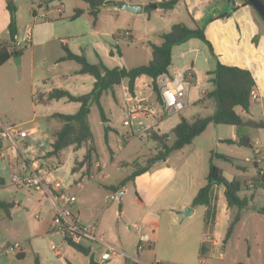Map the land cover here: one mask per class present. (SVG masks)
I'll return each instance as SVG.
<instances>
[{"label": "rangeland", "instance_id": "obj_1", "mask_svg": "<svg viewBox=\"0 0 264 264\" xmlns=\"http://www.w3.org/2000/svg\"><path fill=\"white\" fill-rule=\"evenodd\" d=\"M11 1L16 8V45L21 53L18 55L20 62L12 57L0 64V131L3 124L26 128L38 125V132L27 139L33 150L26 148L29 157L36 158L51 149L54 126L60 125L57 119L44 122V117L54 113H76L80 106L65 99L44 104L39 102V96L52 88H65L75 95H82L89 93L94 85L92 75L75 73L80 67L75 60H61L66 54L63 43L71 51L84 54L90 62L102 61L111 68L147 64L152 59V52L143 48V42L125 39L123 34L117 42L114 40V36L124 33L127 26L120 18L117 21L119 29H114L116 14L110 16L115 13L113 11H103L98 26V30L111 31L109 35L91 32L95 22L89 14L71 20L69 16L76 8L87 6L85 0H45L42 6V0ZM62 4L63 13L59 15L54 9L62 7ZM182 13V16L171 14V24L182 20L191 24L189 15L185 11ZM136 15L147 17L145 12ZM143 21L138 22L137 31L143 28ZM27 27L32 29V36L30 40H23ZM191 43L195 50L187 56L196 58L203 89L205 68L210 66L208 61H204L205 56H209V48L200 38H192ZM109 49L114 53L110 54ZM179 62L176 56L172 71ZM123 85L106 91L101 99L109 119L108 131L98 106L93 104L91 107L89 117L99 162L92 168L91 175L84 174L83 169L73 172L76 161L83 158L85 148L75 150L68 147L59 157L44 158L43 166L63 182L68 194L77 197L76 204L70 208L80 214L81 220L94 225L98 237L102 236L105 242L124 251L127 256L120 261L116 258L104 261L101 256L104 246L97 241L83 242L90 247L89 253L78 251L51 226L55 212L50 199L8 182L6 186H0V199L12 201L14 205L10 216L0 209V245L4 242L19 243L24 257L18 258L16 252L3 251L0 252V264H132L138 256L151 264L156 260L160 264H264V212L258 210L264 206V189L253 180L258 177L259 168L264 171V129L251 128V146H243L228 141L236 137V126L210 123L191 143L171 152L165 160L156 159L154 168L144 179L129 180L114 193L107 186L118 185L140 166L146 165L151 157L158 155V143L149 132L172 134L182 118L194 120L214 111L211 105L191 101L197 95L196 88H193L185 109L166 114L159 108L154 88L145 87L144 91L138 90L142 92L140 96L147 98L142 101L143 105L147 104V110L143 107L133 110L146 114L131 116L135 101H125ZM150 110L156 113H150ZM238 112L246 117L264 118V100L254 102L249 113L241 108ZM257 150H262L263 154H257ZM33 152L40 155L31 156ZM217 154L227 155L232 160ZM256 158L260 160L258 165ZM211 161L223 170L228 179L246 180L242 196L254 194L253 201L242 208L241 220L228 239V226L239 208H228L222 191L217 232L213 235L206 236L204 232V206H193L194 197L207 182ZM120 191L123 193L118 197ZM253 205L257 209H253ZM187 208L193 209L189 215H186ZM148 209L152 210L151 216ZM145 233H149L152 239L139 251L141 234ZM53 244L64 250L61 257L51 248Z\"/></svg>", "mask_w": 264, "mask_h": 264}, {"label": "trees", "instance_id": "obj_2", "mask_svg": "<svg viewBox=\"0 0 264 264\" xmlns=\"http://www.w3.org/2000/svg\"><path fill=\"white\" fill-rule=\"evenodd\" d=\"M88 9L76 8L70 19H76L86 11L94 18L98 19L103 6H112L114 1L110 0H86ZM180 0H162L157 3L159 8L164 11H169L175 8ZM235 1V0H232ZM245 5H250L253 9L256 19L259 23L264 25V19L257 9L248 1L241 0ZM264 1V0H263ZM45 2L42 0L40 6ZM7 8L10 11L9 23V39L2 41L0 44V64L10 60L12 57H18L21 51L17 49V40L15 36L18 34L16 21V8L11 0H7ZM35 15V12L33 11ZM62 18V16H60ZM163 42L161 44L151 43L152 59L147 64H142L132 68L124 66L108 67L102 61L98 63L90 62L84 54H78L70 50V48L63 43L66 54L61 57V60H75L79 65V69L75 71L77 74H89L95 78L92 90L89 93L82 95H75L65 88H52L47 93L39 96V102L49 104L54 100L65 99L67 101L77 102L80 104L76 113H54L48 117H44V122L50 123L54 119L60 122V125L54 126L53 136L54 141L51 146L52 149L47 151L41 159L47 157H59L63 150L68 147H73L75 150L85 148V154L82 159L77 160L73 167V172L84 169V174L90 175L92 168L97 161V151L93 142V132L89 120L91 107L93 104L98 106L102 121L106 122V131L110 129L109 119L106 115L105 109L102 105V96L106 91L113 90L116 85L122 84L124 80L128 81V88L130 92H134L138 79L148 77L151 79V86L158 93V100L161 102L159 88L156 83V78L161 73H168L169 67L172 64V48L188 41L191 38H200L204 41L214 57V47L212 42L207 38L202 27L191 28L185 23L179 22L172 25V27L161 34ZM114 53V50H111ZM120 54V50L118 52ZM216 67L209 71L211 75L210 82L212 88L208 90L201 99L198 100L200 104L205 106H213V113L207 116H199L194 120L182 118L181 121L173 128L172 134L151 132V137L158 143L159 153L156 157H151L147 164L140 166L131 175L122 179L118 185L107 186L108 189L114 193L122 189L125 183L135 178L153 166L156 159L168 157L171 152L183 148L189 144L193 139L200 135L210 123L227 124L236 126L238 138L229 139L230 143H238L243 146H251L250 138L246 133L249 128H264V118L255 119L252 117L243 116L238 112V108L249 112L252 105L251 91L256 88L257 83L252 72L237 65H229L221 62L216 57ZM227 160H232L227 155H220ZM256 165L258 162L255 161ZM258 177H254L256 185L264 189V173L261 169ZM246 180L228 179L223 170L210 162V170L207 177L206 184L201 187L193 199V206H204V232L206 236H211L215 233L218 222L219 213V198L220 192L225 195L228 208L238 207L239 211L233 222L230 223L226 232V239L233 233L236 224L241 220L242 208L249 205L254 199V194L250 197L242 196L241 193L246 189ZM248 188V187H247ZM254 189V187H251ZM14 202L0 199V209L4 210L8 216ZM257 209L256 206H252ZM260 212H264V206L258 208ZM74 215V213H73ZM76 218V216L74 215ZM68 243L76 248L78 251L89 253L90 247H86L82 243H76L68 240ZM18 258L24 257V252L19 251ZM38 263V259H36ZM132 264H145L136 260Z\"/></svg>", "mask_w": 264, "mask_h": 264}, {"label": "crops", "instance_id": "obj_3", "mask_svg": "<svg viewBox=\"0 0 264 264\" xmlns=\"http://www.w3.org/2000/svg\"><path fill=\"white\" fill-rule=\"evenodd\" d=\"M110 1H114V3L115 2H125V3H131V4H142L144 6L142 12H145V14H147V17H141L144 15H136L137 13H132L128 10L117 9L113 7V5L103 6L98 16V19L94 21L95 22L93 24L94 30H92L91 32H95L101 35L102 34L109 35L111 31L98 30L99 29L98 26H99L100 18L103 14V11L105 10L108 12L113 11L115 13H111L110 16L113 17V14H116L115 15L116 18L114 19V22H113L114 29H119L120 25L117 24V21L120 18L124 19L125 21L124 26H127V28L124 30V33L120 32L119 34H116L115 36L113 35L114 40L117 42L118 38L121 37L123 34L125 39L143 42L144 44L143 48L147 52H152L151 43L161 44L163 42L161 34L168 31L172 27V25L175 24V22L171 24V22L169 21V18H170L169 16H171V14H179V16H182L183 14L182 12L185 11L189 15L191 24H188V22H185L184 20L180 22L185 23L191 28L202 27L204 29V32L207 38L213 44L214 53L216 57L221 62L225 64H229V65H237L243 68H247L252 72L256 80V83H257L256 90H257L258 98L252 99V105L250 109L253 107L254 102H260L264 100V25L257 21L256 15L250 5H245L241 0H235V1L231 0L230 2L228 0H180L174 9L169 10V11H164L162 8H159V7L148 8L150 5L157 4L158 2L162 0H110ZM88 6L89 5L87 3V6L83 7V9L87 10ZM120 10H124V11H120ZM34 12L36 15V11ZM84 14H89V13L86 11ZM140 20H144L143 28H141L140 31H137L136 27ZM9 23H10V11L7 8V0H0V44L2 41L9 39L8 38ZM176 23H179V22H176ZM191 40L192 38L184 43L173 46L172 64L169 67L168 73L173 75L177 72H181V71L188 69L189 72L192 74L191 79H189V84H190L189 102L191 100L193 88H196L197 95L193 97L191 101L197 102L199 99L203 97V95L208 90L212 88V83L209 80L211 75L208 73L209 71H212L215 69L217 60H216V57L212 55L209 49V56L208 55L205 56L206 58L204 59V61H208L210 66L208 65L205 68L206 76L204 79L205 81L204 88L202 89V83H201L202 80L199 79L198 70L195 64L196 58L191 59L189 58L190 56H187L188 53H190V51L195 50V48L192 47L195 45L191 43ZM197 49H200V46ZM111 50L112 49H109L110 54H111ZM198 54H201V51H198ZM176 56L179 57L180 62L177 64V66H175L174 70L172 71L171 66L173 67V62ZM210 59L213 60V63H211ZM94 81H95V78H94ZM122 83H124L123 86L126 89L128 87V81L124 80ZM145 87H151L153 89V87L151 86V79L144 76L138 79L134 92L130 93L131 95L127 96L125 94L126 90L124 89L125 101H130V102L135 101L134 102L135 104L132 105L133 107L132 109L142 108V107L144 109L147 108V104H144V105L142 104V101L147 100V98H145V96L144 97L140 96L139 94H141L142 92L141 90H138L139 88H141L144 91ZM50 90L51 89L47 90V92ZM156 94L158 93L156 92ZM158 105H159V108L163 110L162 102H160L159 100H158ZM248 117L260 119V118L253 117L251 115H248ZM89 120H90L91 128L93 129V125L91 123V117H89ZM179 122H177V124ZM34 126L36 130L33 134L38 132V125H34ZM250 129L251 128L246 130V133L248 134L249 138L251 134V132L249 131ZM257 129H264V128H257ZM149 134L151 136V132H149ZM237 138H238V134L233 139H237ZM53 141H54V137H53L52 142ZM27 146H28L27 147L28 151L33 150L31 144L28 143ZM11 148L12 146H10V144L0 140V186H6L8 182H10L11 184H15L11 179V175L15 171L16 161H14L12 158H9V156H11L13 153ZM51 149H52V146H51ZM261 152L262 150L260 151L257 150V154H263ZM1 153H4L6 156L4 157L1 156ZM37 155H40L39 152H33L31 156H37ZM42 156H37L36 158L41 159ZM262 158L264 159V156H262ZM41 160L44 163V159H41ZM256 161L259 163L260 161L259 158H256ZM96 164H99V162L96 161L95 165ZM154 165L155 163L150 168V170L137 176L135 180L140 181L144 179V177L154 168ZM261 173H264V171L261 170ZM150 182L153 183V180H150ZM156 188L157 186L154 187V189ZM51 204L54 210V205L52 202ZM75 204H76V201L72 205H75ZM72 212L74 213V215L76 216V219L79 222L84 223L81 220L80 218L81 216L79 213L77 214L76 212H74V210H72ZM151 213H152V210L148 209L149 216H151L150 215ZM216 232L217 231H215V233ZM100 238L103 239L102 236H100ZM22 250L23 249H21L20 251ZM115 258L120 261L123 257H115ZM136 261H139L145 264H151L148 260L140 258V256H138V259Z\"/></svg>", "mask_w": 264, "mask_h": 264}, {"label": "built area", "instance_id": "obj_4", "mask_svg": "<svg viewBox=\"0 0 264 264\" xmlns=\"http://www.w3.org/2000/svg\"><path fill=\"white\" fill-rule=\"evenodd\" d=\"M54 11L61 15L62 7L55 8ZM32 29L27 27L23 40H30ZM17 39L18 36L16 35ZM192 74L189 70L177 72L173 75L170 73H161L156 78V83L159 88L161 102L164 107L162 110L166 114L181 112L189 104L190 84ZM125 94L128 96L130 91L127 87ZM252 98L257 99V90L253 88L251 91ZM147 110V109H146ZM150 113H156L150 110ZM145 115L139 110H131V116L140 117ZM127 123V121H126ZM35 126L24 127L23 125H5L3 124L0 131V140L12 146V158L16 161L15 171L11 175L12 181L19 187L26 188L32 192H36L43 197L50 199L54 205V217L51 220V226L57 229L63 235L64 240L82 243L88 241H97L104 246L102 252V260L108 261L115 257H126L127 254L116 246L105 242L102 238L95 234V226L79 222L73 215L70 206L75 203L77 197L70 195L64 190L62 181H58L52 176V172L47 167L43 166V161L40 158H30L26 152L28 147L27 139L35 132ZM1 156H6L1 153ZM63 201V204L61 203ZM149 233L141 235L138 245V250L144 249V245L151 241ZM69 244V243H68ZM51 248L55 251L58 257H61L64 250L53 244ZM21 250L19 243H2L0 252H18ZM152 264H160L158 261ZM203 264V262H201Z\"/></svg>", "mask_w": 264, "mask_h": 264}, {"label": "water", "instance_id": "obj_5", "mask_svg": "<svg viewBox=\"0 0 264 264\" xmlns=\"http://www.w3.org/2000/svg\"><path fill=\"white\" fill-rule=\"evenodd\" d=\"M229 2L231 0H228ZM256 9L257 11L261 14V16L264 19V1L263 0H248ZM113 7L117 9H124L128 10L132 13H140L143 11L144 6L142 4H131V3H125V2H115L113 3ZM158 7L157 4L150 5L148 8H156ZM16 61L20 62V57H16ZM164 109V107H163ZM163 160L166 159V157L162 158ZM122 191L118 193V197L122 196ZM193 211L192 208H187L186 209V215L191 214Z\"/></svg>", "mask_w": 264, "mask_h": 264}]
</instances>
